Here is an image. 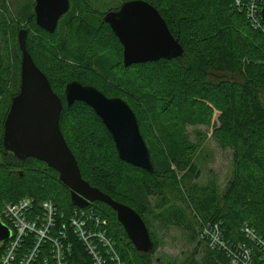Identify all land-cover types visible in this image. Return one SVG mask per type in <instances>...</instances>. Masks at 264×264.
Here are the masks:
<instances>
[{"label": "trees", "instance_id": "trees-1", "mask_svg": "<svg viewBox=\"0 0 264 264\" xmlns=\"http://www.w3.org/2000/svg\"><path fill=\"white\" fill-rule=\"evenodd\" d=\"M97 1L70 0V10L54 33L37 25L35 0H29L26 16L22 13L5 23L0 42V215L6 205L24 198L37 204L52 201L68 215L78 208L56 170L34 158L21 161L3 146L6 116L21 86L17 37L26 29L28 52L64 103L61 129L84 180L134 209L148 229L156 222L169 223L184 227L196 241L204 225L219 223L227 241L246 243L242 228L247 224L264 239V33L250 24L237 0H144L159 11L184 55L125 67L123 46L104 22L107 12L97 9ZM116 1L119 5L108 12L135 0ZM260 3L263 7L264 0ZM24 20L27 27L21 25ZM72 81L128 102L154 172L119 158L114 139L87 104L67 106L65 88ZM159 103L163 111L197 110L207 120L218 112L213 136L232 151L234 165L225 189L216 182H196L200 169L192 153L197 146H188L179 132L158 123ZM172 191L181 194L189 212L170 206ZM154 197L156 204L151 202ZM89 208L108 220L109 234L127 264H153L157 242L150 230L154 248L139 252L110 206L96 202ZM200 243L205 246L203 255L198 258L195 249L181 264H229L225 252ZM75 248L79 264H92L77 241ZM254 259L260 264L258 257Z\"/></svg>", "mask_w": 264, "mask_h": 264}, {"label": "water", "instance_id": "water-1", "mask_svg": "<svg viewBox=\"0 0 264 264\" xmlns=\"http://www.w3.org/2000/svg\"><path fill=\"white\" fill-rule=\"evenodd\" d=\"M70 10V0H35L37 25L54 33L61 18ZM264 22V5L261 11ZM108 23L123 46V64H138L182 58L184 48L174 37L159 11L144 0L121 5L107 12ZM28 31L22 29L17 41L21 51V86L13 97L4 123L3 146L19 160L34 158L59 173L60 181L71 190L72 203L78 208L101 202L117 214L128 238L139 252L154 248L143 218L128 205L115 201L83 179L78 161L66 142L60 120L64 103L27 50ZM68 107L83 102L94 110L114 139L119 158L149 173L154 166L135 112L123 98H110L94 86L72 81L66 85ZM11 236L0 222V243Z\"/></svg>", "mask_w": 264, "mask_h": 264}, {"label": "built area", "instance_id": "built-area-1", "mask_svg": "<svg viewBox=\"0 0 264 264\" xmlns=\"http://www.w3.org/2000/svg\"><path fill=\"white\" fill-rule=\"evenodd\" d=\"M260 4V0H237L250 24L264 33ZM0 222L11 232L1 243L0 264H79L76 241L92 264H127L109 234L108 220L93 208H77L68 215L52 201L37 204L32 198H24L6 205ZM242 233L246 243H231L225 239L221 224L207 223L198 239L212 250L225 252L229 264H256L254 257L264 264V239L247 224Z\"/></svg>", "mask_w": 264, "mask_h": 264}, {"label": "rangeland", "instance_id": "rangeland-1", "mask_svg": "<svg viewBox=\"0 0 264 264\" xmlns=\"http://www.w3.org/2000/svg\"><path fill=\"white\" fill-rule=\"evenodd\" d=\"M28 4L29 0H0V42L3 40L5 23L22 13L26 16ZM96 4L97 9L101 12H108L110 8L119 5L116 0H98ZM23 22L22 27H27L26 20ZM161 103L158 105L159 112L156 113L159 117L158 123L162 127L179 132L186 139L188 146H197L192 153V159L197 162L200 169V177L196 182L200 185L216 182L220 189L223 188L234 171V165L232 151L222 148L213 136L218 112L215 111L213 118L207 120L197 110L196 114L188 111L189 109L176 114L175 110L170 107H166L163 111L160 107ZM142 118L144 116L141 117V120ZM146 118H149L147 114ZM170 200L172 201L170 206L186 207V203L178 191L170 192ZM151 202L156 204L157 197L151 198ZM189 211L190 209L186 207V212ZM149 230L157 242L156 253L152 258L153 264H181L195 249H197L198 258L204 253V244L200 243L199 239L191 240V232L184 227L156 222L151 225Z\"/></svg>", "mask_w": 264, "mask_h": 264}, {"label": "crops", "instance_id": "crops-1", "mask_svg": "<svg viewBox=\"0 0 264 264\" xmlns=\"http://www.w3.org/2000/svg\"><path fill=\"white\" fill-rule=\"evenodd\" d=\"M232 176H233V172H232V175L230 176V179L232 178ZM230 179H229V180H230ZM229 180H228V181H229ZM228 181H227V182H228ZM226 185H227V183H226ZM226 185H225L223 188H221V189H222V190L225 189Z\"/></svg>", "mask_w": 264, "mask_h": 264}]
</instances>
